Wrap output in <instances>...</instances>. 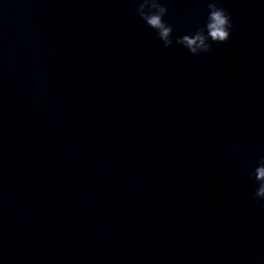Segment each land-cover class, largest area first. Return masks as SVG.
I'll list each match as a JSON object with an SVG mask.
<instances>
[{
  "label": "water",
  "instance_id": "water-1",
  "mask_svg": "<svg viewBox=\"0 0 264 264\" xmlns=\"http://www.w3.org/2000/svg\"><path fill=\"white\" fill-rule=\"evenodd\" d=\"M221 3L192 56L136 0H0V264H264V0Z\"/></svg>",
  "mask_w": 264,
  "mask_h": 264
},
{
  "label": "clouds",
  "instance_id": "clouds-1",
  "mask_svg": "<svg viewBox=\"0 0 264 264\" xmlns=\"http://www.w3.org/2000/svg\"><path fill=\"white\" fill-rule=\"evenodd\" d=\"M207 13L193 31L174 35V26L165 18L169 8L164 0H136V14L153 30L165 48L175 45L186 49L192 56L212 51L214 45L227 43L232 38L234 23L221 0H206ZM256 184L254 199L264 201V157H260L251 173Z\"/></svg>",
  "mask_w": 264,
  "mask_h": 264
}]
</instances>
